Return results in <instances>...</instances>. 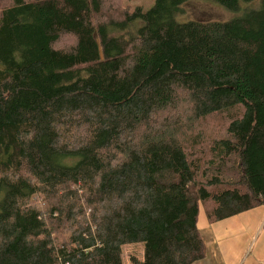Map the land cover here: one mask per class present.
<instances>
[{"label": "trees", "instance_id": "trees-1", "mask_svg": "<svg viewBox=\"0 0 264 264\" xmlns=\"http://www.w3.org/2000/svg\"><path fill=\"white\" fill-rule=\"evenodd\" d=\"M186 1L0 0V264H196L200 207L264 206V0Z\"/></svg>", "mask_w": 264, "mask_h": 264}, {"label": "crops", "instance_id": "crops-1", "mask_svg": "<svg viewBox=\"0 0 264 264\" xmlns=\"http://www.w3.org/2000/svg\"><path fill=\"white\" fill-rule=\"evenodd\" d=\"M206 217L200 207L197 227L212 264H264V206L213 223Z\"/></svg>", "mask_w": 264, "mask_h": 264}, {"label": "rangeland", "instance_id": "rangeland-1", "mask_svg": "<svg viewBox=\"0 0 264 264\" xmlns=\"http://www.w3.org/2000/svg\"><path fill=\"white\" fill-rule=\"evenodd\" d=\"M155 0H102L103 8L101 17L107 15L112 19L120 20L121 16L132 9L140 7L141 9L148 10L152 7ZM236 14L231 13L220 5L201 1V0H187L182 6V12L177 16L179 23L186 22H225L235 17ZM64 40V39H63ZM63 45V44H62ZM3 67L0 64V70ZM186 116V115H185ZM168 117H173L172 112L169 113ZM179 118H184L179 117ZM187 127L195 128L193 122L186 119ZM204 127L206 132L214 135L222 132L223 120L217 116L211 117L204 124H198L196 127ZM143 247L142 245H127L122 247V261L123 264H132L130 259L136 258L142 260ZM213 261L210 256L207 255L204 261L200 264H212Z\"/></svg>", "mask_w": 264, "mask_h": 264}, {"label": "water", "instance_id": "water-1", "mask_svg": "<svg viewBox=\"0 0 264 264\" xmlns=\"http://www.w3.org/2000/svg\"><path fill=\"white\" fill-rule=\"evenodd\" d=\"M94 39H95V42L98 44L99 42H98V39H97L96 35L94 36ZM98 50H100V48ZM100 57H101V53H100Z\"/></svg>", "mask_w": 264, "mask_h": 264}]
</instances>
